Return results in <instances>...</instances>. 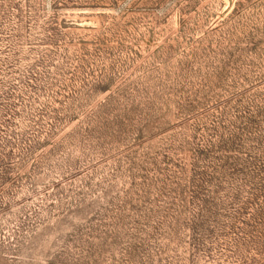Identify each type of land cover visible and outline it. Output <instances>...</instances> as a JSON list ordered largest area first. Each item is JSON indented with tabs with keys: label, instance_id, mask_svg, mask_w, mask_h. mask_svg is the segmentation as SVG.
<instances>
[{
	"label": "rangeland",
	"instance_id": "rangeland-1",
	"mask_svg": "<svg viewBox=\"0 0 264 264\" xmlns=\"http://www.w3.org/2000/svg\"><path fill=\"white\" fill-rule=\"evenodd\" d=\"M0 264H264V0H0Z\"/></svg>",
	"mask_w": 264,
	"mask_h": 264
}]
</instances>
